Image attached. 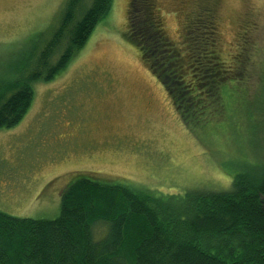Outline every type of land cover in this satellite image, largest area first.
Wrapping results in <instances>:
<instances>
[{"label": "trees", "instance_id": "obj_1", "mask_svg": "<svg viewBox=\"0 0 264 264\" xmlns=\"http://www.w3.org/2000/svg\"><path fill=\"white\" fill-rule=\"evenodd\" d=\"M112 2L65 0L56 26L38 35L43 43L6 67L8 76L0 79V130L22 120L34 85L65 68ZM157 12L156 0H131L127 39L183 125L196 134L228 122L232 127L243 120L263 123L264 64L257 65V50L250 52L247 42L236 48L231 63L220 59L208 0L188 16L180 48L164 35ZM244 157L237 165H249ZM229 174L227 190L162 195L77 173L60 193L55 219L0 212V264H264V171L241 166ZM97 226L103 228L99 235Z\"/></svg>", "mask_w": 264, "mask_h": 264}, {"label": "rangeland", "instance_id": "obj_2", "mask_svg": "<svg viewBox=\"0 0 264 264\" xmlns=\"http://www.w3.org/2000/svg\"><path fill=\"white\" fill-rule=\"evenodd\" d=\"M130 1L113 0L108 15L65 68L34 85L22 120L0 130V212L55 219L60 193L77 173L182 195L227 190L229 173L241 166L264 171V122L243 120L234 127L228 122L196 134L183 125L163 86L127 39ZM208 1L220 59L231 63L236 48L248 42V50L258 52L257 65L264 64V0ZM64 2L0 0V79L8 76L6 67L15 59L43 43L38 35L56 26ZM199 2L156 0L162 31L179 48L186 20ZM260 106L264 109V100ZM239 148L247 155H240ZM244 156L249 165H237ZM94 231L99 235L103 228Z\"/></svg>", "mask_w": 264, "mask_h": 264}]
</instances>
